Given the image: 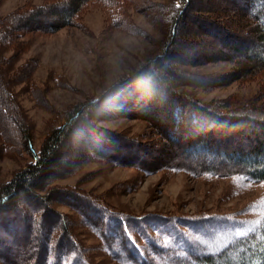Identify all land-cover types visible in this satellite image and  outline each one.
<instances>
[{"label": "trees", "instance_id": "obj_1", "mask_svg": "<svg viewBox=\"0 0 264 264\" xmlns=\"http://www.w3.org/2000/svg\"><path fill=\"white\" fill-rule=\"evenodd\" d=\"M170 1L150 9L168 26L169 38L159 46L162 50L157 56L138 67L120 84L111 86V99L105 95L70 107L63 116V124L46 137L38 152L32 144V124L19 106L17 95L11 91L9 77L14 71L23 72V65L17 66L18 69L15 65L32 35H53L63 29L79 27L82 13L90 5L107 9L113 27L138 35L140 32L132 24L131 11L147 13L149 9L143 0H44L39 5L26 3L0 17V110L7 114L0 115V140L7 153L13 152L14 147H21V151L32 158L26 169L16 172L11 181L0 185V264H66L69 255L76 257L77 264H85L86 250L72 234L74 222L59 210L63 206L75 208L85 225L92 227L97 234L102 246L108 245L103 234H106L110 213L101 199L92 192H85L81 184L67 187L55 184L59 180L56 171L62 149L66 145L82 144L84 138H87L88 145L83 146L88 147V153L76 157L69 168L63 170L64 173L73 171L67 177L78 173L89 159L97 158L116 166L140 168L147 174L177 169L195 177L244 176L253 182L264 181V79L260 92L243 104L236 96L204 102L184 92L187 86L203 90L221 89L241 80L264 76V0L236 1L241 10L235 12L237 18L254 28L255 49L248 51L229 42L231 38L235 41L239 38L225 30L223 23L204 22L212 13L187 16L192 0ZM186 20L196 23L199 31L217 38L219 35L215 31H221L228 38L226 41L219 37L222 46L235 52L233 57L209 55L205 64L229 61L235 66L229 73L205 77L208 80L205 86L195 83L202 77H187L180 70L182 64L179 61H182L183 54L174 49V42L178 28ZM190 64L184 65L194 66ZM29 70L32 73L37 70L36 61H32ZM177 70L181 75L175 72ZM26 80L22 83H29ZM253 113L261 117L253 118ZM117 119L143 121L149 131L136 138L98 126L99 122ZM224 119L232 124L226 127L215 125ZM6 123L14 124L16 141L11 142L6 134L8 129L3 130ZM86 130L88 134H85ZM227 130L244 136L249 140L248 144L227 139ZM160 144L162 149L154 151L153 147ZM128 145L132 151L123 152ZM172 147L180 151L175 162L166 156ZM148 151L153 156L143 158ZM18 196L28 206L22 207ZM57 196H63L66 202L56 199ZM52 218L55 223H51ZM254 229L218 252L184 259L176 257L174 264H264V218ZM34 231L43 238L35 240L18 262L20 253L17 247L23 244L19 239L27 236L25 232L32 234Z\"/></svg>", "mask_w": 264, "mask_h": 264}, {"label": "rangeland", "instance_id": "obj_2", "mask_svg": "<svg viewBox=\"0 0 264 264\" xmlns=\"http://www.w3.org/2000/svg\"><path fill=\"white\" fill-rule=\"evenodd\" d=\"M143 1L149 12L131 11L132 24L140 32L138 35L113 27L107 9L99 5H90L83 11L81 25L77 28L63 29L53 35H32L15 65V69L23 65V72L14 71L9 77L11 91L17 95L19 106L32 124V144L37 152L46 137L63 124V116L70 107L86 104L90 99L103 98L105 95L111 99V86L120 84L162 50L159 48L169 38L168 26L150 9L171 1ZM234 1L192 0L187 16L212 13L205 23H223L221 25L225 30L239 38L237 41L231 38V44L242 51L254 50V28L237 18L235 12L241 10L238 9L237 0ZM31 2L39 5L44 0H0V17ZM196 25L186 20L178 28L174 49L183 54L180 57L182 61H179L182 75L200 76L204 79L195 83L205 86L208 81L205 77L229 73L235 66L229 61L205 64L209 55L233 57L235 52L232 48L222 46L219 37L226 41L228 38L221 31H215L219 35L217 38L199 31ZM32 61L37 62V70L33 73L29 70ZM190 62L194 66L184 65ZM175 72L181 75L179 70ZM263 79L264 76H259L241 80L221 89L203 90L187 86L184 92L204 102L236 96L243 104L260 92ZM22 80L29 83H22ZM0 111V115L7 116L3 110ZM253 116L261 117L255 113ZM249 123L252 124V121ZM6 124L5 128L1 127L4 131L8 129L6 134L11 142L16 141L14 124ZM231 124V121L224 119L215 125L226 127ZM98 126L136 138L149 131L145 122L129 119L102 121ZM226 134V138L234 143L249 142L237 133L227 130ZM83 142L74 144L75 147L73 144L66 145L62 149L56 171L59 180L55 184L59 187L81 184L85 192L98 196L110 213L106 234H103L108 245L103 247L92 227L85 225L75 208L59 207L74 222L72 234L86 250L83 256L85 264H174L176 257L192 258L220 251L226 234L255 228L264 218V181L253 182L244 176L195 177L177 169L147 174L140 168L116 166L110 161L91 158L78 173L67 177L73 171L64 173L63 170L69 168L76 157L88 153V147L83 146L88 145L87 138ZM3 144L0 140V185L11 181L16 172L26 169L32 162L31 156L22 152L21 147H14L13 152L8 150L7 153ZM130 148L128 145L122 151L131 152ZM153 148L154 151H160L162 144ZM171 150L166 156L175 162L180 151L175 147ZM150 151L142 157L148 159V156H153ZM56 199L66 202L63 196H57ZM17 200H20L22 207L28 206L22 197L18 196ZM15 214L18 216V211ZM55 222V218H52L51 223ZM19 230L22 231L20 226ZM25 235L19 239L23 244L17 247L20 253L18 262L35 240L37 242L43 238L35 231L32 234L25 232ZM66 264H77L76 257L69 255Z\"/></svg>", "mask_w": 264, "mask_h": 264}, {"label": "snow or ice", "instance_id": "obj_3", "mask_svg": "<svg viewBox=\"0 0 264 264\" xmlns=\"http://www.w3.org/2000/svg\"><path fill=\"white\" fill-rule=\"evenodd\" d=\"M254 228H248L246 230L240 231L237 230L235 233L226 234V239L223 241V247H228V244L234 242V238H240L247 236L250 232L254 231Z\"/></svg>", "mask_w": 264, "mask_h": 264}]
</instances>
